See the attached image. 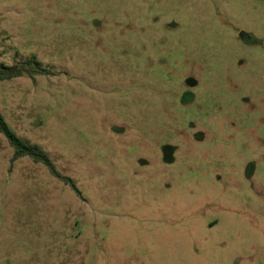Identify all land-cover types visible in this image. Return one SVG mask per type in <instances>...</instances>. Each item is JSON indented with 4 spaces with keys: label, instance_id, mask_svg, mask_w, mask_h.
Listing matches in <instances>:
<instances>
[{
    "label": "rangeland",
    "instance_id": "rangeland-1",
    "mask_svg": "<svg viewBox=\"0 0 264 264\" xmlns=\"http://www.w3.org/2000/svg\"><path fill=\"white\" fill-rule=\"evenodd\" d=\"M28 58L0 109L81 195L0 133V264H264V0H0Z\"/></svg>",
    "mask_w": 264,
    "mask_h": 264
},
{
    "label": "trees",
    "instance_id": "trees-1",
    "mask_svg": "<svg viewBox=\"0 0 264 264\" xmlns=\"http://www.w3.org/2000/svg\"><path fill=\"white\" fill-rule=\"evenodd\" d=\"M52 71L36 58H28L18 61L13 65H7L0 62V80H8L15 77L51 74ZM0 133H3L14 148L13 159L23 156H30L35 162L45 164L50 172L61 181L69 184L74 191L81 195L76 181L67 175L62 174L49 154L41 149L37 144L31 143L29 140L20 137L9 125L0 109Z\"/></svg>",
    "mask_w": 264,
    "mask_h": 264
},
{
    "label": "water",
    "instance_id": "water-1",
    "mask_svg": "<svg viewBox=\"0 0 264 264\" xmlns=\"http://www.w3.org/2000/svg\"><path fill=\"white\" fill-rule=\"evenodd\" d=\"M240 36H241V37L244 36V31H243V30L240 32Z\"/></svg>",
    "mask_w": 264,
    "mask_h": 264
}]
</instances>
